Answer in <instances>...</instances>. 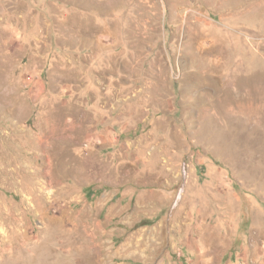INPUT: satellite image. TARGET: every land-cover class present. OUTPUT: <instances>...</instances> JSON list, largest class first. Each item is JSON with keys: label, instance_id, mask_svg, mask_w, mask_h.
Here are the masks:
<instances>
[{"label": "rangeland", "instance_id": "obj_1", "mask_svg": "<svg viewBox=\"0 0 264 264\" xmlns=\"http://www.w3.org/2000/svg\"><path fill=\"white\" fill-rule=\"evenodd\" d=\"M0 264H264V0H0Z\"/></svg>", "mask_w": 264, "mask_h": 264}]
</instances>
